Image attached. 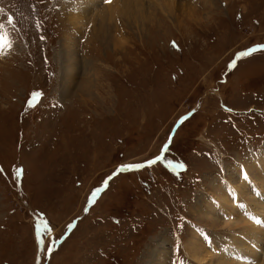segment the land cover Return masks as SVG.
<instances>
[{
    "label": "rangeland",
    "instance_id": "rangeland-1",
    "mask_svg": "<svg viewBox=\"0 0 264 264\" xmlns=\"http://www.w3.org/2000/svg\"><path fill=\"white\" fill-rule=\"evenodd\" d=\"M76 1L0 0V264H219L230 183L264 192V0Z\"/></svg>",
    "mask_w": 264,
    "mask_h": 264
},
{
    "label": "bare ground",
    "instance_id": "bare-ground-1",
    "mask_svg": "<svg viewBox=\"0 0 264 264\" xmlns=\"http://www.w3.org/2000/svg\"><path fill=\"white\" fill-rule=\"evenodd\" d=\"M76 2L78 3L77 7H74V6H70V7L73 10L77 9L76 11L78 13H81V14H82V12L84 13V11H86L85 9L89 8L90 5L96 6L99 3L98 0H80V1L77 0ZM105 2H106V0H105ZM140 2H143V0H112L111 4H112V6L113 5H115V6L118 5V7L121 6L122 7L121 10L122 9L124 10L125 7H129L130 8L131 6H137ZM168 3H170V1H168ZM115 6H114V8H115ZM162 7H163V5H162ZM156 8L157 7H155V9ZM118 9H115L116 13H117ZM125 10L128 11V8L125 9ZM142 11H143V9H142ZM106 13H108V12H106ZM125 14H123V15H125ZM70 16H73V15L71 14ZM79 16L81 17L82 15L79 14ZM132 18H135V16L132 17ZM136 19H137V17H136ZM70 20L73 22V21L76 20V18L74 19V17H72V18H70ZM126 20H127V18H126ZM91 21H92V19H91ZM0 51H1V48H0ZM4 52L2 51L0 53V57H2ZM75 54H76L75 52H72V55L68 59H70V58L72 59L73 57L76 58ZM61 62H63V61H61ZM85 65L87 66L86 63H85ZM75 69H76V66H74L72 64L69 68L64 70L63 73H66L68 70L69 71H72V70L74 71ZM89 82L90 81H87V82H85L83 84V86H81L84 94L86 92L89 93L90 90L92 89V87L90 86ZM67 88H68L67 86L63 88V91L65 90L66 93H68V91H69ZM77 89H79V88H77ZM85 96H86V94H85ZM253 182L254 181L250 178V176L248 177L247 174L246 175H242L241 180H235V182H231L230 184L232 186V189H231L229 195L230 196L232 195L231 196L232 201L228 200V202H229L228 205L224 204V207L221 210V212L215 213L214 214L215 216H213V218H214L213 221H215L216 223L218 222L217 220H219V221L222 220L223 223L226 224L227 226L231 227L233 229V231H235V230L237 231V232H235L233 234L234 237H233V239H231V242L230 241L228 242V243H230L232 245V247H235L236 251L228 250L229 248L223 249L221 251V256H223V257H221L222 258L221 261L218 262L219 264H249V263H244V259L243 258H245L246 256L248 257V255H252L253 257L256 256V254H258V252H259V247H261L260 244L264 242V192H261L256 187L255 190L258 192L257 193V199L258 200L255 201L256 195L253 194V190L251 188ZM261 185H264V179H262ZM202 208H204V206H202ZM242 208H246V210H247L246 213H251V216H250L249 219H247V217L243 218L244 220L240 221V224H238V226H240V228L237 229V228L234 227V224L236 223V219L238 218V213L241 212ZM212 210H214V208H212ZM202 211L203 212H207L208 208L202 209ZM252 211L255 212L256 217H257V221L253 219ZM208 215L209 216L213 215V211H208ZM251 220H253V221H251ZM223 223H222V225H223ZM238 226H236V227H238ZM239 229H243V232L241 234H238ZM194 247H195V245H194ZM158 250H160V249H158ZM199 250H200V248H196L195 247L193 249H189L188 252L190 251L192 253V258H194L198 263H200V264H202V263L203 264H210L209 262H211L212 259H213L211 257V260H210V257H208V256H210V252H207V251H205L203 249V251H205V254L202 255V257H199L198 255H201L203 253L202 250H200V251ZM154 252H156V251H154ZM163 253H165V254L168 253L167 248H165V252L163 251ZM149 255L151 257H153V255H155V253H150ZM234 256H236V258ZM153 262H155V261H153ZM148 264H151V263H148ZM262 264H264V263H262Z\"/></svg>",
    "mask_w": 264,
    "mask_h": 264
},
{
    "label": "snow or ice",
    "instance_id": "snow-or-ice-1",
    "mask_svg": "<svg viewBox=\"0 0 264 264\" xmlns=\"http://www.w3.org/2000/svg\"><path fill=\"white\" fill-rule=\"evenodd\" d=\"M107 3H111L112 0H106ZM43 39V37H42ZM38 94V93H37ZM149 163H154V161H149ZM168 163H171V161H168ZM130 167H134V168H143L142 164H137V165H132ZM177 167H179V165H177ZM97 191H99V189H97Z\"/></svg>",
    "mask_w": 264,
    "mask_h": 264
}]
</instances>
